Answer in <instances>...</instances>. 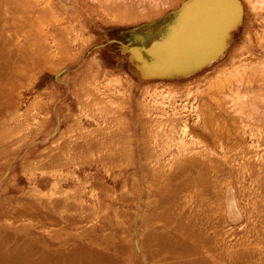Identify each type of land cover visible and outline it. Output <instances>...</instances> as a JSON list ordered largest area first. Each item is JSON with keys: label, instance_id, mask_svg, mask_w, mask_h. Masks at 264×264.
Wrapping results in <instances>:
<instances>
[{"label": "rangeland", "instance_id": "obj_1", "mask_svg": "<svg viewBox=\"0 0 264 264\" xmlns=\"http://www.w3.org/2000/svg\"><path fill=\"white\" fill-rule=\"evenodd\" d=\"M177 1L137 0L136 8L128 13L133 21L84 23L74 34L66 30L68 24L62 21L61 11L52 8L44 12L48 16L41 17L39 23L34 21V26L8 19L14 24L8 21L6 29V18L19 16L20 11L4 5L5 8L1 3L0 36L15 40L20 37L24 47L31 49L27 53L25 49L23 56L33 64L16 68L9 65L3 69L7 75L0 84V215L12 207H24L29 197L44 201L59 199L60 206L53 214L56 221L48 230L50 241L71 248L81 239L91 242L94 249L105 254L103 263L109 259L110 264H264V85L259 81H236L231 90L225 87L224 94L221 86L216 87L222 84L223 73L217 71L214 76L212 70L227 59L238 40L244 17L234 24L227 47L209 62L205 61L213 54L215 34L209 31L194 38L195 28L189 23H180L176 39L170 32L169 38L159 42L161 55L147 52L153 30L145 28L152 25L145 21L161 11L159 16H165L153 23H158L159 28L167 27L169 21L174 25L175 19L180 15L183 18L190 10L183 7L186 1L175 8ZM252 4L257 8L263 5L256 0ZM89 9L99 12L101 8L95 3ZM120 10L123 15L125 9ZM51 22L58 27L55 37L62 36V40L54 39L61 42L52 52L50 45L54 41L44 31ZM195 24L206 23L201 20ZM29 33H38L40 37ZM132 33L145 46L138 57L149 62L151 68H147L148 74L139 68L141 82L158 81V84L131 90L125 82L121 65L129 59L124 61L121 57L132 54V46L127 48L136 42L130 36ZM217 34L221 37L222 31L217 29ZM241 43H245L242 38ZM95 47L98 52L92 54ZM42 49H45L43 54ZM250 50L248 47L242 51L237 60L264 59V51L257 50L254 55ZM32 51H35L33 55ZM68 54L73 60L63 57ZM170 56L173 57L169 59ZM53 59L61 61L53 63ZM159 72L166 76H160ZM204 76L208 81L201 80ZM218 79L222 80L216 85L212 83ZM2 92H6V97ZM218 98L225 100L224 111L219 108L222 100L216 101ZM200 104L208 111L204 110L201 118L195 112ZM183 107L187 110L182 111ZM176 110L179 113L173 114ZM213 113L217 118H211ZM171 118L181 121L173 132ZM185 121L191 129L183 136L179 129ZM154 134L160 137L157 139ZM204 135L210 136H206L209 139ZM157 141L162 145L157 143V146ZM144 144L152 146L149 148L152 150ZM143 240L147 249L145 260L137 248V242L143 246ZM154 254L161 256L160 261H153Z\"/></svg>", "mask_w": 264, "mask_h": 264}, {"label": "bare ground", "instance_id": "obj_2", "mask_svg": "<svg viewBox=\"0 0 264 264\" xmlns=\"http://www.w3.org/2000/svg\"><path fill=\"white\" fill-rule=\"evenodd\" d=\"M185 1L187 0H178L176 2V6L175 8H178L180 7ZM238 3L240 4L241 6V12H240V17H239V20L237 22L240 23L241 21V18H243L244 22H243V26L241 28V30H239V32L237 33L238 35V40H236L233 45H232V49L230 50L229 52V55L227 56V59L224 58V62H222L221 64H219L218 66H216L215 68H213L212 70L215 71V73L213 74L214 76H217L216 74L217 71L221 73H223L222 76L223 77V81H221L220 79H218L217 82H214L216 81V79H214V81L212 82L213 84H217L219 83V80L221 81L220 85H216V87L220 88L221 86V90H222V93L226 94V89L225 87H228L230 89L231 86L234 87V85L236 84V81H239V82H244V83H254L256 81H259L262 85H264V59L263 60H260L259 57H254L252 60L248 61V60H244V61H238L237 59L239 58V56H241L240 54H242V51H246L249 47H251V50H250V53L252 52L254 55H256V52L257 50H262L264 51V14L262 15H259L258 13H260V11L264 10V0H256L260 3H263V5L259 8L255 7L253 4H252V0H237ZM138 2H141V1H138ZM1 3H3L2 6H7V7H11L13 9H15V12L16 10H19L20 11V15L19 16H8L9 18H6L5 20V24H6V29L8 28L7 26V22L9 20H15L14 23H16L17 20L19 21H23V22H26V23H33L34 21H36L37 23H39V21H41V17H43L44 15L48 14L44 12L46 11H50L49 9L52 8L54 10H58V11H61V14L62 15V21H67V24L68 26L66 27V30L68 31V33H71V34H74L73 31H75V29L77 27H82L84 26V23H88L89 25L91 24H94L96 23L97 21H103V22H106V23H109V22H113V21H123V22H130V21H133L131 16L129 15L128 16V13H131L132 11L130 10H134L136 8V5H137V0H0V5ZM91 3V4H90ZM95 3L98 4V6L101 8L99 10V12H95L94 10L92 9H89L91 7H95ZM142 3V2H141ZM169 3V1H168ZM140 4V3H139ZM138 4V5H139ZM145 4V3H144ZM41 5V6H40ZM143 5V3H142ZM4 6V7H5ZM171 6V5H170ZM144 7V5L142 6ZM169 7V6H167ZM6 8V7H5ZM49 8V9H48ZM120 8H124L125 9V13H123V15L121 14V10ZM113 9V10H112ZM119 9L118 11H114V10H117ZM3 11V10H2ZM9 11V10H8ZM11 11V10H10ZM9 11V12H10ZM112 11L115 12L113 15H111L112 13L110 12ZM159 11V10H158ZM145 13V12H144ZM148 13V12H147ZM162 13L161 11L160 12H155L153 15V17H151V19L147 21H145V23L147 22L148 24H152L155 20L165 16V14H162L159 16V14ZM168 13V12H167ZM166 13V14H167ZM262 13V12H261ZM264 13V12H263ZM19 14V12H18ZM55 14V13H54ZM1 15V14H0ZM147 15V14H146ZM48 16V15H46ZM46 16L44 19H46ZM7 17V15H6ZM100 18V19H99ZM136 18V17H135ZM9 19V20H8ZM51 19H54V18H51ZM137 19V18H136ZM145 19V18H144ZM58 20V19H57ZM141 20V19H140ZM227 20V19H226ZM9 21V22H11ZM47 22H49L48 19H46ZM55 21V20H53ZM35 22V24H36ZM12 23V22H11ZM12 23V24H14ZM43 23H45L43 21ZM64 23V22H62ZM61 23V24H62ZM142 23V22H141ZM141 23H137V24H141ZM11 24V25H12ZM54 24H56L54 22ZM60 23L56 24V25H59ZM24 25V24H23ZM42 25V24H40ZM46 25V24H45ZM48 25V26H47ZM46 26L47 30H44V31H47L48 33H50V35L52 36V41H54V39H56L57 37L59 39L62 40V36L61 38L59 36H56L55 35H58V27H55V25L51 23H48ZM15 26V25H13ZM16 26H20L18 24H16ZM15 26V27H16ZM32 26V25H31ZM33 26H34V23H33ZM26 27V26H25ZM42 27V26H41ZM62 27V26H61ZM64 27V26H63ZM133 27V26H131ZM5 28V27H4ZM12 28V27H11ZM22 28V27H21ZM30 28V26H29ZM27 28V29H29ZM35 28V27H34ZM45 28V27H44ZM42 28V29H44ZM128 28V27H127ZM24 29V28H23ZM25 29V31L27 30ZM61 29V28H60ZM59 29V30H60ZM12 30V29H11ZM39 30V29H38ZM37 29L35 31H38ZM65 30V29H64ZM84 30V29H83ZM1 31V30H0ZM15 31V30H14ZM13 31V32H14ZM24 31V30H23ZM31 29L27 32H30ZM7 32V31H6ZM6 32L4 34H6ZM33 32V30H32ZM16 33V32H15ZM24 33V32H23ZM23 33H21L23 35ZM35 33V32H34ZM43 33V32H42ZM9 34V32H8ZM13 34V33H11ZM17 34V33H16ZM19 34V33H18ZM21 34L19 36H21ZM32 34L33 35H36V37H40L38 33L36 34H33V33H29L28 35ZM61 34V33H60ZM83 34V33H82ZM81 34V35H82ZM62 35V34H61ZM17 37V35H15ZM27 36V35H26ZM54 36V37H53ZM67 36V35H66ZM75 36H77V34H75ZM28 37V36H27ZM30 37V36H29ZM44 37L45 34H44ZM48 37V36H47ZM46 37V38H47ZM68 37V36H67ZM15 38V37H14ZM22 38H25L22 37ZM43 38V37H42ZM107 38V37H106ZM241 38L243 40H245V43L242 44L241 43ZM20 37L17 38V40L13 39L12 37H1L0 36V84H1V81L3 80V76H6L7 73L3 70L5 67H9V65L13 66V67H17V65H26L27 67H30L32 64L31 61L28 62V60L23 56V51L28 48H25L24 47V44H22L20 41H19ZM27 39V38H25ZM36 39V38H35ZM33 39V40H35ZM38 39V38H37ZM49 39V38H47ZM46 39V40H47ZM69 39V37H68ZM32 40V41H33ZM45 40V38H44ZM61 40H59V42H61ZM90 40V39H89ZM28 41H31V39H29ZM27 42V40L25 41ZM34 42V41H33ZM35 42H37L35 40ZM32 43L33 45L37 43ZM57 40L52 42V44L50 45V51L52 52L53 49L57 48V44L59 43ZM69 41H67L68 43ZM31 43V42H29ZM45 43H47L45 41ZM71 43V42H69ZM74 43V42H73ZM249 44V46L246 45ZM60 44V43H59ZM83 44V42L81 43ZM94 44V43H93ZM230 44V43H229ZM45 44H41V47H45L43 46ZM48 45V44H46ZM62 45V44H61ZM60 45V46H61ZM73 45V44H72ZM84 45V44H83ZM99 45V44H97ZM70 46V45H69ZM68 46V47H69ZM81 46V45H80ZM86 46V45H85ZM96 46V45H94ZM92 46V47H94ZM102 46V45H101ZM230 46V45H229ZM32 47V46H31ZM40 47V48H41ZM71 47V46H70ZM74 47V46H72ZM47 47H45L46 49ZM65 48V47H64ZM80 47H78L79 49ZM246 48V49H245ZM38 49V48H37ZM45 49L43 50L42 49V54H43V51L45 52ZM63 48H59V50H61ZM68 49V48H67ZM92 49V48H91ZM25 50V51H26ZM31 50V49H29ZM29 50L26 51L29 52ZM34 50V49H32ZM64 50V49H63ZM70 48H69V52H70ZM94 53L98 52L96 50V47L93 48ZM96 50V51H95ZM24 51V52H25ZM39 51V50H38ZM56 51V49L54 50ZM58 51V50H57ZM67 51V50H65ZM80 51V50H78ZM82 51V50H81ZM33 52L35 51H32V55L34 54ZM40 52V53H41ZM48 52V50H47ZM64 52V51H63ZM38 53V52H36ZM50 53V52H48ZM47 53V54H48ZM64 53H67V52H64ZM109 53V52H108ZM247 53V52H246ZM258 53V52H257ZM39 54V53H38ZM37 54V55H38ZM45 54V53H44ZM58 54V53H56ZM25 55V54H24ZM41 55V54H40ZM51 55V54H49ZM53 55V54H52ZM51 55V56H52ZM59 55V54H58ZM63 55V53L61 54ZM71 55V54H70ZM99 55V54H98ZM113 55V54H112ZM28 56V55H26ZM43 56V55H42ZM47 56L46 54L44 55V57ZM60 56V55H59ZM84 56V55H83ZM87 56V55H86ZM133 56L134 54H130V53H127L126 56L124 57H121L124 59V61H128L129 59V62H124L123 65H121V67H123V72H124V75L123 78L125 80L126 83L129 84V86L132 88L131 90H133V88H136V87H148V86H152V84H156L158 81H146L144 83H142L141 81H143L141 78H140V75L141 74V71L139 70V67L136 63V60L133 59ZM137 56H139L138 53H136L135 57L137 58ZM249 56V55H247ZM246 56V58H247ZM32 57V56H30ZM36 57V56H35ZM41 57V56H40ZM63 57H69V54L68 56H63ZM93 57V56H92ZM34 59V57H32ZM31 58V59H32ZM39 58V57H38ZM47 58V57H46ZM44 58V60L46 59ZM71 58V57H69ZM78 58V57H77ZM87 58H89V56H87ZM244 58V57H243ZM37 59V58H35ZM43 59V58H41ZM55 59V57H54ZM54 59L51 60L53 61V63H59L61 60H66V58L64 59H61L60 61H56L54 62ZM57 59V58H56ZM73 60V58H71ZM76 59V58H75ZM91 59V58H90ZM242 59V58H240ZM248 59V58H247ZM68 60L67 59V63L68 64ZM71 60V61H72ZM95 60V59H94ZM33 61V60H32ZM40 61V60H39ZM43 61V60H41ZM83 61V60H82ZM81 61V62H82ZM38 63V62H37ZM49 63V62H48ZM52 63V64H53ZM117 63V62H116ZM223 64V65H222ZM69 65V64H68ZM91 65V64H90ZM217 65V64H216ZM222 65V66H221ZM35 66V65H34ZM39 66V65H38ZM47 66V64H46ZM51 66V65H49ZM63 66V64H62ZM53 67V66H52ZM66 67V66H65ZM116 67H120V64H117ZM39 68V67H38ZM51 68V67H50ZM54 68V67H53ZM84 68V67H82ZM149 68V67H148ZM155 68V67H154ZM210 68V67H209ZM11 69V68H10ZM68 69V68H67ZM151 69V68H150ZM206 69V68H205ZM21 70V69H20ZM30 70V69H29ZM28 70V71H29ZM35 70V69H34ZM120 70V69H119ZM148 70V69H147ZM16 71V70H15ZM31 71V70H30ZM59 71V70H58ZM152 71V70H151ZM211 71V70H210ZM202 72V71H201ZM208 73V71H206ZM204 72V73H206ZM12 73V71H11ZM19 73V72H18ZM24 73V72H23ZM60 73V72H59ZM160 73V72H159ZM164 73V72H163ZM163 73H160V74H163ZM13 74V73H12ZM15 74V73H14ZM22 74V73H20ZM140 74V75H139ZM151 74V73H149ZM155 74V73H154ZM199 74V73H198ZM203 74V72H202ZM197 75V74H196ZM201 75V74H200ZM198 75V76H200ZM219 75V76H221ZM20 76V75H18ZM196 76V77H198ZM212 76V75H211ZM8 77V76H7ZM207 77V76H206ZM205 76L201 78V80H207L205 79L206 78ZM18 78V77H17ZM23 78H26V77H23ZM64 78V77H63ZM195 78V77H194ZM193 79V78H192ZM21 80V78H20ZM26 80V79H25ZM130 82H129V81ZM14 81V80H13ZM24 81V80H23ZM160 81V80H159ZM163 81V80H162ZM208 81V80H207ZM205 81V82H207ZM4 82V81H3ZM8 82V81H7ZM6 82V83H7ZM133 82V83H131ZM210 82V81H209ZM11 84V82H9ZM15 83H17L15 81ZM19 83V82H18ZM208 83V82H207ZM14 85V83H12ZM158 84V83H157ZM210 84V83H209ZM213 84H210V86H212ZM242 85V84H241ZM213 87V86H212ZM3 88V87H2ZM1 88V89H2ZM6 88V87H5ZM96 88V87H95ZM151 88V87H150ZM153 88V87H152ZM157 88V87H155ZM9 89V88H8ZM4 90V89H2ZM101 90V89H100ZM148 90V89H146ZM153 90V89H152ZM155 90V89H154ZM153 90V91H154ZM231 90V89H230ZM6 91H9L11 92L10 90H6ZM98 91V90H97ZM228 91V90H227ZM231 92V91H230ZM8 93V92H7ZM146 93V92H145ZM14 94V93H13ZM99 94V93H98ZM6 95V92H2V96H5ZM105 95H107L105 93ZM156 95V94H155ZM233 95V94H231ZM1 96V97H2ZM153 96V95H152ZM157 96V95H156ZM205 96V95H204ZM6 97V96H5ZM101 97V96H100ZM147 97V96H146ZM151 97V96H150ZM145 98V97H144ZM153 98V97H152ZM159 98V97H158ZM167 98V97H166ZM179 98V97H178ZM197 98V97H196ZM103 99V98H102ZM151 99V98H150ZM154 99V98H153ZM204 99V98H203ZM222 100L221 98H218V100L216 101H220ZM223 99H226V98H223ZM228 99V98H227ZM226 99V100H227ZM158 100V99H157ZM196 100V99H195ZM143 101V100H142ZM163 101H166V100H162V103H164ZM174 101V100H173ZM195 102V101H194ZM193 102V103H194ZM217 102V103H218ZM159 104V102H157ZM225 103V100H222L219 102V108H224V104ZM152 104V103H151ZM154 104V103H153ZM166 104V103H164ZM174 104V103H173ZM207 104V103H205ZM143 105H146V104H143ZM148 105V104H147ZM172 105V104H171ZM187 105V104H186ZM200 105H203V107H201ZM200 105H196L195 107V112L198 114V116L200 117L201 113L204 112V110L207 111V109L204 107V104H200ZM213 105V103H212ZM141 106V105H140ZM163 106V105H162ZM175 106V105H174ZM185 106V104H184ZM190 106V105H189ZM192 106V104H191ZM143 107V106H142ZM151 107V106H150ZM153 107V105H152ZM209 107H210V104H209ZM145 108V106H144ZM154 108V107H153ZM152 108V109H153ZM162 108V107H161ZM159 108V109H161ZM164 108V107H163ZM172 108V107H171ZM185 107L181 108L182 111H186L187 109ZM148 109L150 110V108L148 107ZM192 109V108H191ZM190 109V110H191ZM215 110V108H212ZM156 110V109H154ZM164 110V109H163ZM208 110H210L208 108ZM212 110V111H214ZM144 111V109H143ZM145 111H147L145 109ZM144 111V112H145ZM153 111V110H152ZM159 112V110H157ZM165 111V110H164ZM181 111V112H182ZM211 111V110H210ZM224 111V110H223ZM150 112V111H149ZM163 112V111H162ZM172 112H175L173 114H178V110L176 111H172ZM208 112V111H207ZM218 112V111H217ZM187 113V112H186ZM190 113V112H189ZM215 113V112H214ZM214 113L211 115V118L212 117H216V115H214ZM144 114H147V113H144ZM151 115L152 113H148V115ZM206 114V113H205ZM204 116H209V114L205 115ZM160 115V114H159ZM183 115V114H182ZM135 116V115H134ZM141 116V115H140ZM158 116V115H157ZM169 116V115H168ZM177 116V115H176ZM175 116V117H176ZM202 116V117H204ZM146 118V115L144 116ZM167 117V116H166ZM182 117V116H181ZM154 118V117H153ZM173 118V117H172ZM171 118V119H172ZM201 118V117H200ZM158 119V118H157ZM176 119H179L176 118ZM145 121V119H143ZM149 120V119H146V121ZM153 120V119H151ZM165 119H162V121H164ZM188 120V119H187ZM198 120V119H197ZM205 120V119H204ZM210 120V119H209ZM158 121V120H157ZM166 121V120H165ZM183 121V120H182ZM199 121V120H198ZM149 122V121H147ZM154 124H155V121H152ZM170 122V120H169ZM172 122L173 124L171 125L172 126V132L175 131V129L177 128V125L179 123H181V121H178V120H173L172 119ZM170 122V123H172ZM209 122V121H208ZM146 123V122H144ZM162 123V122H161ZM164 123V122H163ZM212 122H210L211 124ZM219 124V122H217ZM234 123H235V119H234ZM150 124V123H149ZM167 124V123H166ZM207 124V123H206ZM209 124V125H210ZM213 124V123H212ZM157 125V124H156ZM191 125V124H190ZM196 125V124H194ZM207 125L208 127H211ZM215 125V124H214ZM248 125V124H247ZM250 125V124H249ZM144 126L146 127V125L144 124ZM160 126V125H159ZM167 126V125H166ZM222 126V125H221ZM236 126V125H234ZM244 126V125H242ZM143 127V128H145ZM154 127V126H153ZM192 127V126H190ZM195 127V126H194ZM207 127V128H208ZM216 127V126H215ZM148 128V127H147ZM146 128V130H148ZM166 128V127H165ZM219 128V126H218ZM227 128V127H226ZM250 128V127H248ZM189 129V125H188V122H183L182 124H180V129H179V132L180 134H182L183 136H186L188 134V131ZM209 130H211L210 128H208ZM234 128H232L233 130ZM247 129V127H246ZM145 130V129H144ZM142 130L144 133L145 131ZM156 130L158 131V128H156ZM195 130V128H194ZM201 130V129H199ZM204 130V129H203ZM224 132L225 131H228V130H225V129H222ZM230 130V129H229ZM234 131V130H233ZM240 131V130H239ZM242 131V130H241ZM151 132H152V129H151ZM160 132V130H159ZM163 132V131H161ZM160 132V133H161ZM166 132H168L166 130ZM170 132V131H169ZM178 133V131H176ZM194 132V131H193ZM197 132V131H195ZM207 132V131H206ZM243 133H245V131H242ZM148 133V132H146ZM150 133V132H149ZM208 133V132H207ZM236 133V132H235ZM152 134V133H151ZM159 134V133H158ZM166 134V133H165ZM164 134V135H165ZM213 134V133H212ZM223 134V133H222ZM171 135H173V133H171ZM193 135V134H192ZM191 135V136H192ZM228 135V134H226ZM150 136V135H149ZM154 137H156L157 139L159 137L155 134L153 135ZM166 136H169L168 134H166ZM174 136V135H173ZM172 136V139H175L173 138ZM205 136V135H204ZM208 136V135H206ZM205 136V138H207ZM210 137V136H208ZM224 136H222L223 138ZM227 136H225V139H226ZM232 137V136H231ZM230 137V138H231ZM155 138V139H156ZM166 138V137H165ZM180 138V137H179ZM228 138V137H227ZM146 139L147 141V137L144 138ZM154 139V141H156ZM161 139H164V138H161ZM168 139V138H167ZM209 139V138H207ZM150 140V139H149ZM169 140V139H168ZM204 140V139H203ZM153 141V142H154ZM160 141V140H159ZM172 141V140H171ZM176 142V141H174ZM179 142V141H178ZM182 142V141H181ZM140 143V142H139ZM150 143L152 144V142L150 141ZM156 145L158 143L155 142ZM166 140H165V143L166 144ZM170 143V142H168ZM177 143V142H176ZM143 144V143H142ZM159 144V143H158ZM172 144V143H170ZM177 144H180V143H177ZM183 144V143H182ZM146 145V144H144ZM149 145V144H148ZM146 145V146H148ZM154 145V144H152ZM159 145H162V144H159ZM175 145V144H174ZM181 145V144H180ZM184 145V144H183ZM143 146V145H142ZM145 146V147H146ZM158 146V145H157ZM166 146V145H165ZM152 147V146H151ZM150 145L148 147V150L149 148H151ZM168 147V146H167ZM180 147V146H179ZM185 147H188V146H185ZM178 148V146H177ZM162 149H165L162 148ZM152 149H150L149 151H151ZM155 150V149H153ZM185 150V149H184ZM165 151V150H163ZM157 151H155V154H156ZM161 152V151H160ZM179 152H181L179 150ZM183 152V151H182ZM182 152H181V155H182ZM187 152V151H185ZM151 153H154L153 151ZM163 153V152H162ZM161 153V154H162ZM144 155V154H143ZM180 155V156H181ZM184 155H186L184 153ZM151 156L153 157L154 154ZM156 157V156H155ZM158 157V156H157ZM156 157V158H157ZM182 157H184L182 155ZM145 158V157H144ZM154 158V157H153ZM160 158V157H159ZM164 158V157H163ZM172 158H176L177 157H172ZM181 158V157H180ZM183 160V159H182ZM185 160V159H184ZM153 161V160H152ZM151 161V162H152ZM186 161V160H185ZM159 162V161H158ZM170 162V161H169ZM180 162V161H179ZM184 162V161H183ZM154 163V162H152ZM165 163V162H164ZM151 164V163H149ZM148 164V165H149ZM179 164H182V163H179ZM156 165V164H154ZM165 165V164H164ZM150 166V165H149ZM159 166V165H158ZM161 166V165H160ZM156 168H159L156 166ZM218 185V184H217ZM217 188V186H216ZM211 190V189H210ZM32 197V196H31ZM66 198V197H65ZM64 198V199H65ZM35 199V198H34ZM32 200V198L30 199V197L26 200V203L24 207L20 208H15V207H12L10 208L7 213H5L4 215H0V264H110V260L108 259V262L107 263H103L101 260L102 259H105V254L103 252H100V251H97L96 249H94L91 245V242H88L87 241H82L83 239H81L79 242H74V247L71 248V247H65L64 246V243H62L61 245L59 243H56V242H52L50 241L49 239V234H50V231L48 230H51V224H53L56 220L53 218V214H54V210L56 207L60 206L59 203H60V200H51V199H48L47 201H44V198L43 200L42 199H39V200ZM46 200V199H45ZM63 200V199H62ZM74 200V199H73ZM68 202V200H66ZM65 202V201H64ZM67 205V204H66ZM46 208H49V209H46ZM80 208V207H79ZM43 210V211H42ZM49 212V213H48ZM63 216V215H62ZM222 230V229H221ZM88 232V231H86ZM119 234V233H118ZM162 241V240H161ZM136 244V243H135ZM144 240H143V246L141 245L140 241L137 242V248L140 252V255L141 258H145L146 256V245H144ZM235 246V245H234ZM144 247L145 250H142ZM106 248V247H105ZM103 249V248H102ZM232 249V248H231ZM98 250H101L98 248ZM137 250V251H138ZM229 250V249H228ZM230 251V250H229ZM228 252V251H227ZM235 253V252H234ZM210 254V253H208ZM230 254V253H229ZM110 258V256H108ZM107 257V258H108ZM210 256H208L209 258ZM215 257V256H214ZM233 257H235V255H233ZM113 258V257H112ZM111 258V259H112ZM203 258V257H202ZM212 258V257H211ZM152 259H154L153 261L156 262V261H160L161 259V256H159L158 254H154L152 256ZM176 259V258H174ZM178 259H180L178 257ZM201 259V258H200ZM206 259V258H205ZM216 259V258H215ZM114 260V259H113ZM145 260V259H144ZM186 260V259H185ZM184 260V261H185ZM193 260V259H192ZM194 261V260H193ZM187 262V260L185 261ZM234 262V261H233ZM197 263V262H195ZM200 263V262H198ZM186 264V263H185ZM202 264V263H201ZM236 264V263H235Z\"/></svg>", "mask_w": 264, "mask_h": 264}, {"label": "water", "instance_id": "obj_3", "mask_svg": "<svg viewBox=\"0 0 264 264\" xmlns=\"http://www.w3.org/2000/svg\"><path fill=\"white\" fill-rule=\"evenodd\" d=\"M184 8H189V12L187 15H184L183 18H181V15L175 19L176 21L174 25L169 24V22L166 23L167 27L159 28L158 23H152V25H149L145 28L151 27L153 30L151 32V37L149 38L148 42L150 43L149 50H146L149 53H153L155 55L162 54L161 51V45H158L159 42L164 41L165 38H169L170 32L173 33L174 39H176V35L179 32V27L181 26L180 23L185 24H191L192 27L195 28L194 30V38L196 35H203L208 33L209 31L211 33H214V42H213V54L209 56L205 62H209L213 58H216L220 55V53L227 47V42L230 36V32L235 27L234 24L239 20L238 16L241 11V6L238 3L237 0H187L183 6ZM184 8H181V10H184ZM174 18V17H173ZM180 18V19H179ZM179 19V20H178ZM227 19V20H226ZM202 21H204V24H198ZM162 20L161 22H163ZM198 26H196V24ZM178 24V26L176 25ZM190 27V28H192ZM217 29L222 31L221 37L217 34ZM133 34V33H132ZM134 41V43L129 44L127 48L130 49L132 54H134V60H136V63L144 73H147V68L149 66V62H145L143 59H140V57H135L136 53L141 54V52L145 49V46L143 47L139 41H137V36L135 34L130 35ZM178 44H174V47H178ZM192 49V46H191ZM173 57V56H172ZM170 56L169 59L172 58ZM151 62V61H150ZM173 71V69H171ZM160 75V74H159ZM160 76H166L165 74H161Z\"/></svg>", "mask_w": 264, "mask_h": 264}]
</instances>
